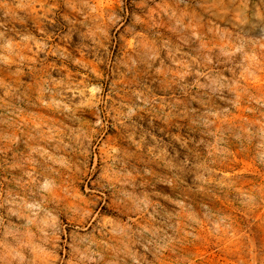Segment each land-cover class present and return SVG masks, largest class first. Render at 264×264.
<instances>
[{
	"label": "clouds",
	"instance_id": "obj_1",
	"mask_svg": "<svg viewBox=\"0 0 264 264\" xmlns=\"http://www.w3.org/2000/svg\"><path fill=\"white\" fill-rule=\"evenodd\" d=\"M219 4L208 11L204 0H0V142L17 146L15 162L0 169L19 170L0 178V264H162L182 223L214 208L217 195L237 198L241 178L215 165L239 152L264 170V87L253 94L247 86L264 85V7ZM57 32L75 36L81 54L51 45ZM49 55L74 71L33 84ZM242 101L252 119L237 123L231 117ZM110 121L123 129L124 148H143L145 162L113 146L93 164L97 190L116 206L105 221L74 177L100 159L96 145ZM177 124L181 143L172 135Z\"/></svg>",
	"mask_w": 264,
	"mask_h": 264
},
{
	"label": "rangeland",
	"instance_id": "obj_2",
	"mask_svg": "<svg viewBox=\"0 0 264 264\" xmlns=\"http://www.w3.org/2000/svg\"><path fill=\"white\" fill-rule=\"evenodd\" d=\"M137 3H139V0H137ZM252 4H259L264 7V0H252ZM204 6L208 11H216L221 7L219 0H204ZM117 39L119 43L116 46L123 55L126 51V36L120 35ZM256 39L259 40V38ZM75 40V36L72 37V41H69L57 32L52 34L49 43L53 46L59 45L60 48L67 49L73 55L79 56L81 54L80 49L72 47ZM259 42L264 44V40H259ZM84 43L90 44V41L85 40ZM112 43L111 39L104 41L105 46ZM84 56L89 62L94 63L95 58L88 56L87 52L84 53ZM97 68L106 77L109 75L105 65H97ZM73 71V65L65 61H57L56 58L49 55L46 60L37 64V71L32 83L34 84L40 76L48 73L53 76L57 72L68 75ZM247 86L253 94H257L259 88L264 87V85L251 81L247 83ZM120 87H123V85H120ZM119 99L120 97H113L114 101ZM247 106L242 101L240 109L233 113L231 119L237 123L242 119H252V116L244 111ZM38 114L41 118L51 116L45 110H38ZM23 119H30L27 113ZM110 124L114 125V122L110 121ZM219 126L220 124L217 122V127ZM166 127L170 131L172 125L169 124ZM176 127L177 130L172 135L177 143H181L187 137H184L183 132L180 130L183 127L182 124H177ZM7 131L11 134L14 129H7ZM16 135H20V133L17 132ZM26 139V136H21L22 142ZM124 140L123 129L115 125L112 126L103 134L105 143L96 145V156L100 159H94L91 163L82 167L81 172L74 177L75 187L89 201L92 212L99 214L105 221L109 220L107 214L113 213L116 206L113 200L108 198L110 195L108 192H103V195H101V190H97L98 185L95 181L99 173L93 171V164H96L97 167L101 166L103 164V154L113 146L122 149V152L126 154L125 159L131 158L137 163L145 162L143 148H124ZM0 147L8 149L7 156L0 153V163L5 164L6 167L13 164L17 146H9L0 142ZM20 148L23 150V143H21ZM155 149V144L148 146L149 152L155 151ZM215 167L218 172H226L229 175L241 178L237 184V198L232 199L230 195H217L214 197V208L199 214L194 222H188L190 225L188 227H185L182 223L181 228L183 230L178 232L173 250L165 252L162 264H264V170L256 169L251 160L239 152H234L227 161L219 163ZM12 175L18 176L19 170L7 168L5 171L0 169V178L8 176L11 179ZM160 179H167V177H160ZM85 187L89 191L86 192ZM257 192H259L258 197ZM125 215L131 220L137 221L136 215ZM144 219L142 217L138 222L142 223ZM112 227L118 228L119 225L113 223Z\"/></svg>",
	"mask_w": 264,
	"mask_h": 264
}]
</instances>
